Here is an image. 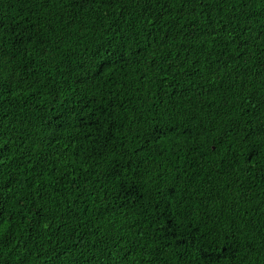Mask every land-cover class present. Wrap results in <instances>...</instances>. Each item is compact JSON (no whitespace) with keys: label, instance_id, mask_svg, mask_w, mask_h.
Returning a JSON list of instances; mask_svg holds the SVG:
<instances>
[{"label":"trees","instance_id":"1","mask_svg":"<svg viewBox=\"0 0 264 264\" xmlns=\"http://www.w3.org/2000/svg\"><path fill=\"white\" fill-rule=\"evenodd\" d=\"M0 264H264V0H0Z\"/></svg>","mask_w":264,"mask_h":264}]
</instances>
